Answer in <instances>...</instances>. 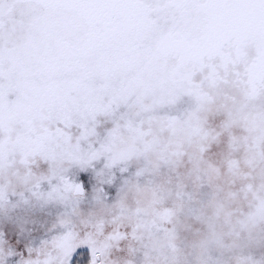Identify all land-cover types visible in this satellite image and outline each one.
I'll list each match as a JSON object with an SVG mask.
<instances>
[{"label": "rangeland", "instance_id": "374dc122", "mask_svg": "<svg viewBox=\"0 0 264 264\" xmlns=\"http://www.w3.org/2000/svg\"><path fill=\"white\" fill-rule=\"evenodd\" d=\"M245 52L250 66L258 49L249 45ZM245 69L238 65L240 72ZM243 79L249 80L247 73ZM246 86L238 79L229 88L203 87L214 97L203 107L194 95L171 93L181 96L179 104L164 102L140 115L126 106L111 116L97 115L96 131L109 150L97 157L96 171H79L73 158H87L93 151L89 143L99 147L96 137L80 139L83 121L69 127L67 121L44 119L37 105L9 91L3 103L12 112L7 123L14 130L5 143L0 129V233L6 241L0 245V264L46 257L61 264L53 245H41L59 233L53 226L60 216L91 241L95 264H248L264 257V226L250 234L234 220L250 211L242 189L256 151L246 128L232 122L242 103L239 90ZM65 102L95 108L90 98ZM182 116L186 120L180 121ZM169 118L179 120L183 131L174 132ZM107 130L114 134L106 135ZM257 160L264 163V141ZM61 175L85 185V193L69 194V207L45 204L32 195L42 178L56 184ZM113 177L114 185L108 183ZM41 188L46 191L48 184ZM234 197L240 203L231 205L234 212L226 218L219 210ZM72 204L78 205L75 213ZM29 249H39V256L34 251L29 257ZM81 251L88 249L78 248L73 261Z\"/></svg>", "mask_w": 264, "mask_h": 264}, {"label": "clouds", "instance_id": "9594fccd", "mask_svg": "<svg viewBox=\"0 0 264 264\" xmlns=\"http://www.w3.org/2000/svg\"><path fill=\"white\" fill-rule=\"evenodd\" d=\"M143 6L151 11V28L136 39L130 50L118 54L57 57L51 67L35 62L29 66L26 75L13 76L10 66L5 63V93L18 91L23 100L38 106L44 119L78 123L86 119L90 109L87 105L73 108L65 101L90 98L99 110L96 116H111L122 106L134 115H140L161 107L171 93H199L205 98L200 104L203 107L214 100L203 91V87L215 91L235 86L236 81L241 80L247 86L239 90L242 103L232 122L246 128L253 137L256 151L251 156V171L246 174L247 183L242 189L250 211L243 220L238 217L234 220L250 234L259 232L264 226V163L257 160L260 142L264 141V86L258 81L253 84L243 79L247 69L244 72L238 70L242 63L236 55V40L230 36L210 40L203 30L181 22L182 15L191 14L193 22L198 23L197 8H179L160 0H151ZM38 15H49L43 4L38 8ZM81 28H86V24ZM197 76L199 81L195 79ZM10 79L19 81V86L10 85ZM168 126L174 132H181L184 128L179 120ZM13 130L14 127L6 121L2 129L5 143L8 142V133ZM175 143V150L179 151V142ZM233 203L238 205L240 201L234 197L219 210L226 218L234 212ZM168 243L171 244L170 239ZM248 264H264V257L250 260Z\"/></svg>", "mask_w": 264, "mask_h": 264}, {"label": "snow or ice", "instance_id": "6c2138e0", "mask_svg": "<svg viewBox=\"0 0 264 264\" xmlns=\"http://www.w3.org/2000/svg\"><path fill=\"white\" fill-rule=\"evenodd\" d=\"M151 0H0V129L12 112L5 111L3 86L4 65L10 66L13 76L26 75L32 63L39 62L48 67L53 65L57 57L83 56L89 53L118 54L134 47L136 39L150 30L151 11L143 5ZM161 3L171 2L179 8H197L200 17L194 23L191 14L182 15L181 22L188 26L203 30L210 40H219L230 36L237 41V57L247 68L248 79L255 84L257 81L264 86V0H160ZM43 4L49 15H38V8ZM203 5V7H200ZM86 24V28H81ZM255 45L259 56L249 66L245 48ZM10 85L19 86L15 79L9 80ZM255 90V89H253ZM198 104H203L205 98L199 93H192ZM180 95L169 96L164 102L177 105L181 102ZM92 108L82 124L80 139L89 140L96 137L98 148L93 149L87 158L73 154L79 165V171H96L95 161L99 154L108 151L109 146L100 141V133L96 131V113ZM89 121L91 127H89ZM175 118H169L174 123ZM69 127L71 124L69 123ZM114 130H107L106 135L112 136ZM24 163H27V158ZM4 158L0 152V168H3ZM98 174V173H97ZM55 176V173L53 174ZM114 177L109 184L114 185ZM48 184L47 190L41 188V183ZM32 195L42 199L45 204L58 207H69V194L85 193V185L74 182L64 176L59 182L52 183L51 178H42L35 184ZM103 191V189H101ZM0 199L3 196L0 195ZM78 205L72 204L75 213ZM59 230L51 240H45L42 246L53 245L61 256V264H73V256L78 248H87L88 256L94 262V249L91 241L82 238L71 227V221L57 217L53 230ZM6 243L0 233V245ZM39 256V249H29V257L33 252ZM11 254V253H10ZM81 253L75 264H81L84 259ZM24 264H55L54 259H29Z\"/></svg>", "mask_w": 264, "mask_h": 264}, {"label": "trees", "instance_id": "16d2710c", "mask_svg": "<svg viewBox=\"0 0 264 264\" xmlns=\"http://www.w3.org/2000/svg\"><path fill=\"white\" fill-rule=\"evenodd\" d=\"M191 100V102L188 104V110H194V105H195V102L193 101V99H190ZM191 110V111H192ZM174 116H176V115H174ZM183 118V116L179 119L180 121H184V120H186V119H183V120H181ZM186 118V117H185ZM86 183H87V181H86ZM81 253H83L84 254V259L81 261V264H89V261H90V259H89V257H88V251H81L77 256H75L74 257V261H73V264H75V261H76V259H77V257L81 254Z\"/></svg>", "mask_w": 264, "mask_h": 264}]
</instances>
